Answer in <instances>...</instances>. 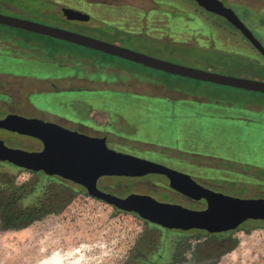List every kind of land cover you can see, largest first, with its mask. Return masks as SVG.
I'll return each instance as SVG.
<instances>
[{
	"label": "rangeland",
	"instance_id": "rangeland-1",
	"mask_svg": "<svg viewBox=\"0 0 264 264\" xmlns=\"http://www.w3.org/2000/svg\"><path fill=\"white\" fill-rule=\"evenodd\" d=\"M118 1L77 3L93 15L85 23H63L42 0H0V15L63 28L183 67L264 83L263 57L234 30L212 28L205 35L209 20H221L197 11L192 0H156L158 5L151 6L158 12L148 15L146 26L137 10L114 6ZM102 2L111 4L110 10L94 6ZM232 8L264 48V10L253 15ZM214 50L226 52L216 56ZM0 85L7 96L0 101L8 111L113 130L105 139L113 151L189 175L215 193L264 199V94L173 76L6 26H0ZM5 172L10 171L1 165L0 177ZM148 178L136 184L110 177L121 190L118 197L147 193L157 202L177 203L170 193L153 194L163 184L159 176ZM80 199L68 216L55 215L51 233L38 236L34 225L21 232L4 230L0 222V264H122L139 231L130 223L139 225L138 220ZM239 227L214 235L154 232L153 238L166 240L188 258L195 247L203 264L208 259L210 264H264V222L247 220Z\"/></svg>",
	"mask_w": 264,
	"mask_h": 264
},
{
	"label": "water",
	"instance_id": "water-1",
	"mask_svg": "<svg viewBox=\"0 0 264 264\" xmlns=\"http://www.w3.org/2000/svg\"><path fill=\"white\" fill-rule=\"evenodd\" d=\"M208 12L222 16L264 58V48L252 32L218 0H193ZM59 15L70 21L88 22V14L61 8ZM0 25L34 35L77 45L95 52L131 62L177 77L264 94V83L183 67L154 59L91 37L32 21L0 15ZM4 128L28 135L39 142V151L28 153L7 148L0 141V161H8L33 171H43L48 176H58L85 187L88 194L124 212H133L141 219L168 229L204 230L210 234L233 231L247 220L264 221V199H237L215 193L197 184L186 175L159 164L128 154L119 153L106 146L105 138L89 137L67 130L53 123L8 115L0 122ZM163 174L169 187L188 198L205 201V209L190 210L179 205L165 204L145 195L130 194L118 198L96 188L101 177H141Z\"/></svg>",
	"mask_w": 264,
	"mask_h": 264
},
{
	"label": "flooded vegetation",
	"instance_id": "flooded-vegetation-1",
	"mask_svg": "<svg viewBox=\"0 0 264 264\" xmlns=\"http://www.w3.org/2000/svg\"><path fill=\"white\" fill-rule=\"evenodd\" d=\"M218 1H220L225 8L231 10L235 14V16L239 19L240 22L242 21L237 16L236 11L232 7H237L253 15L260 14L261 11L264 10V0H218ZM153 2L156 3V0H119L114 4V6L120 8L131 7L134 10H137L142 15L141 26H146L148 24L147 23L148 20H146L148 15L151 14L152 12H158V10L152 8L151 3ZM192 2L198 8L197 11L204 10L195 1L192 0ZM156 5L158 4L156 3ZM159 12L162 11L159 10ZM208 13L221 20V21H217L213 19L209 20L208 24L211 27V29L213 28L215 31H221V32L230 31L231 29L238 32L240 36H242L240 31L237 30L232 24H230L225 18L216 15L212 12H208ZM144 16L145 19H143ZM247 43L250 44L248 41ZM1 86L2 85H0V89ZM1 95H4L7 98V96L1 93L0 90V99H1ZM6 105L7 104L5 102L0 101V122L4 120L8 115H16L26 119H38L46 123L69 126V128H71L70 129L71 131H76L80 134L84 133L91 137H98V138L105 137L106 140H109V136L112 135L113 133V130H111L110 133L104 132L102 130L95 129L94 127L87 126L85 123H65L66 121L62 123L61 121L41 118L34 114L20 115L16 112H11L5 109ZM25 107L31 109L28 105H26ZM0 141H2V143L9 149L21 150L28 153L39 151V142L35 138L30 137L28 135L19 134L17 132H13L4 128H0ZM1 165L2 167L6 168V170L10 171V172H5L2 175L6 180L0 179L1 180L0 222L4 230L21 232L29 229L32 225H34L35 232L37 233L38 236L40 234L46 233V231H48L47 233H51L56 227L55 215L62 214L64 217L68 216L70 214V207L72 206V204L74 203L75 205H78L79 202H82L80 198L85 197L93 201H96L97 203L105 204L110 208H112L113 210H115L116 212L129 214L138 220L139 225H137V223L134 222L130 223L131 227L132 226L138 227L139 231L137 232L130 247L128 248V251L126 252V256L123 257L121 261L122 264H203L199 260L198 257L199 252L197 249H195V247H192V249L189 251L190 258H188V257H184V255L178 252V250L175 251L171 250L167 245L166 240L160 239L159 241L157 238L155 239L153 238L154 232L159 233L160 235L163 236L180 235L185 233L188 234L189 231L198 230V229H190L184 231L180 229L164 228L160 225L141 219L137 214L133 212L121 211L112 205L106 204L102 200L90 196L85 187L77 183H74L70 180H65L58 176H48L43 171L29 170L24 167L16 166L12 163H9L8 161H3V162L0 161V166ZM11 168L13 171H11ZM150 175L159 176L160 177L159 181L163 184L162 187H159L156 191H154V193L151 190L147 189L151 191V193L156 194L158 191L170 193L173 196L172 200L177 202V203H172L173 205H179L190 210L205 209L204 200L195 201L175 191L174 189H171L169 187L168 178L163 174H147L141 177H118V179L119 178L127 179V181L130 180V181H135L136 184L138 183L142 184L145 183V181L149 182L147 180L149 179L148 177ZM2 176L0 178H2ZM43 177H46L47 179L46 183L40 182V179ZM111 177H116V176H111ZM17 180H21V182L17 183ZM113 183L115 182L112 181L110 177H101L97 180L96 188L100 192L118 197L116 193H120L121 190L118 192L116 188L113 187ZM56 188L61 191L60 192L57 191ZM135 195L149 196L147 193L135 194ZM125 197L127 196L124 197L119 196L118 198H125ZM173 198H175L176 200H174ZM177 198L179 199L177 200ZM183 200H185L186 203H183L182 202ZM165 204H171V203H165ZM59 222H60V218L58 219V223H57L58 226H60ZM67 222L70 223L69 221ZM201 231H203V233L207 235H214L204 230ZM230 232L231 231L224 233H215V234H228ZM210 261L213 260L208 259V261L206 262L210 264Z\"/></svg>",
	"mask_w": 264,
	"mask_h": 264
},
{
	"label": "crops",
	"instance_id": "crops-1",
	"mask_svg": "<svg viewBox=\"0 0 264 264\" xmlns=\"http://www.w3.org/2000/svg\"><path fill=\"white\" fill-rule=\"evenodd\" d=\"M42 5H50V6H53V10L54 12H56V14L59 16L57 17L60 21H62L63 23H68V22H79V21H70V20H66L64 18H62L58 11L61 9V8H69V9H73V10H76V11H79V12H82V13H85V14H88L84 11H82L80 8L78 7H75L74 5H76L77 3H81V2H84L86 4H89L88 2H86V0H42ZM105 3V5H104ZM6 5V4H5ZM41 5V6H42ZM89 5H92V4H89ZM94 6H100V7H104V8H107L109 9L111 7V4L107 3V2H102V3H96ZM110 10V9H109ZM89 15V14H88ZM90 16V21H93L92 19H94L91 15ZM96 20V19H95ZM89 22V21H88ZM79 23H85V22H79ZM84 25L85 27H87L85 24H82ZM63 29V28H62Z\"/></svg>",
	"mask_w": 264,
	"mask_h": 264
},
{
	"label": "trees",
	"instance_id": "trees-1",
	"mask_svg": "<svg viewBox=\"0 0 264 264\" xmlns=\"http://www.w3.org/2000/svg\"><path fill=\"white\" fill-rule=\"evenodd\" d=\"M209 25V24H208ZM210 30H208V28L204 31L205 32V35L206 34H209L208 32H210L211 31V27L210 26H207ZM204 32H202V33H204ZM201 33V34H202ZM194 35H196L195 33H193ZM212 53H215V55L216 56H218V55H223L222 53H225L226 51H220V50H214V51H211ZM96 53H98V52H96ZM264 59V58H263ZM99 65H101L102 66V64H99ZM103 68H111L112 67V65H109V64H104V66H102ZM91 68H97V66H93V65H91ZM123 73H125V71L123 70V69H120ZM264 222V221H263Z\"/></svg>",
	"mask_w": 264,
	"mask_h": 264
}]
</instances>
